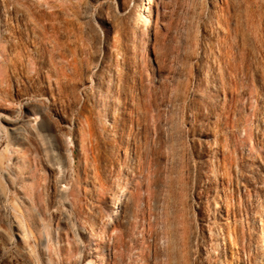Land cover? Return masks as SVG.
<instances>
[{
    "label": "rangeland",
    "instance_id": "rangeland-1",
    "mask_svg": "<svg viewBox=\"0 0 264 264\" xmlns=\"http://www.w3.org/2000/svg\"><path fill=\"white\" fill-rule=\"evenodd\" d=\"M153 2L0 0V264H264V0Z\"/></svg>",
    "mask_w": 264,
    "mask_h": 264
},
{
    "label": "bare ground",
    "instance_id": "bare-ground-1",
    "mask_svg": "<svg viewBox=\"0 0 264 264\" xmlns=\"http://www.w3.org/2000/svg\"><path fill=\"white\" fill-rule=\"evenodd\" d=\"M128 1V8H129V10H132L133 11V13H134V23H133V25H135V26H139V24H140V20L143 18H145L146 20H151L152 18H155V16H156V10H155V7H154V2H153V0H146V1H144V0H127ZM15 25V24H14ZM130 25H132V24H130ZM134 29V28H133ZM14 43V42H13ZM77 68H78V66H77ZM76 68V69H77ZM75 69V68H74ZM75 69V70H76ZM79 69V68H78ZM7 70V69H6ZM81 71V70H80ZM6 72V71H5ZM69 74V73H68ZM64 75V74H63ZM69 76V75H68ZM71 76V75H70ZM64 77V76H63ZM62 78V77H61ZM68 78V77H67ZM67 78H66V82H67ZM72 78V77H71ZM6 80V79H5ZM59 80H62V79H60V77H58L57 78V80L56 81H54L55 83H57ZM64 80V79H63ZM44 81H46V80H44ZM51 81V80H50ZM72 80H70V82H71ZM74 81V80H73ZM62 82V81H61ZM65 82V83H66ZM52 83V82H51ZM51 83L49 82V88H50V91H51V98H55V96H56V92H55V87L53 88V86L51 85ZM46 84V83H45ZM58 84H59V82H58ZM42 86V85H41ZM48 86V85H47ZM65 86V85H64ZM72 86V85H71ZM61 87V88H60ZM67 87H68V85L66 86V89H67ZM58 88V87H57ZM59 88H60V91L61 92H64V89H63V86H61V83H60V86H59ZM42 90V89H41ZM44 90V89H43ZM75 90V89H74ZM66 92H67V90H66ZM66 92H64V93H66ZM50 93V92H49ZM75 93V92H74ZM63 94V93H62ZM39 95V94H38ZM42 96V95H41ZM40 98H42V97H40ZM57 98V97H56ZM74 99H75V97H74ZM77 99V98H76ZM77 100H79V99H77ZM84 106V105H83ZM30 108V107H29ZM28 108V109H29ZM31 109V108H30ZM40 110V109H39ZM56 110V109H55ZM31 111H33L34 112V110H32L31 109ZM58 111H62V110H58ZM64 112V111H63ZM37 113H38V111H37ZM39 114V113H38ZM43 114V113H42ZM44 114H47V113H44ZM43 114V115H44ZM29 115V114H28ZM49 115V114H48ZM55 115V114H54ZM30 116H32V115H30ZM35 116V115H34ZM43 117V116H42ZM45 117V116H44ZM54 117V116H53ZM57 118H58V120H59V122L62 124V126L66 129V130H68L69 131V129H70V126H69V124H71V122H70V120H69V118H68V116H67V114L65 115V114H62V113H59V112H57V116H56ZM29 118V117H28ZM41 118V117H40ZM49 118V117H48ZM47 118V119H48ZM27 119V118H26ZM30 119H32V118H30ZM36 119V118H35ZM52 119V118H51ZM40 120H42V119H40ZM10 121V120H9ZM33 121V120H32ZM56 121V120H55ZM11 122V121H10ZM13 122V121H12ZM15 122V121H14ZM35 122V121H34ZM42 121H40V122H38V123H41ZM53 122H54V120H53ZM37 123V124H38ZM46 123V122H45ZM45 123H44V125H45ZM55 123V122H54ZM57 123V122H56ZM41 125V124H40ZM43 125V124H42ZM46 125H47V123H46ZM45 125V126H46ZM60 125V124H59ZM73 125V124H72ZM47 127H48V125H47ZM72 127V126H71ZM74 127V126H73ZM76 127V126H75ZM40 128V126H38V128L37 129H39ZM64 128H62V129H64ZM80 128V127H79ZM64 129V130H65ZM73 129V128H72ZM74 130V129H73ZM81 130V129H80ZM83 130V129H82ZM67 131V132H68ZM72 132V131H71ZM84 132V131H83ZM66 133V132H65ZM69 133V132H68ZM82 133V132H81ZM71 135V134H70ZM104 149V148H103ZM106 149V148H105ZM108 151V150H107ZM112 152V151H111ZM109 153V152H108ZM107 155V154H106ZM100 175V174H99ZM101 176V175H100ZM98 178H100V177H98ZM102 179V178H101ZM101 179H100V181H101ZM104 179V178H103ZM127 185L124 183L121 187L123 188V190H124V192L123 193H120L119 194V189H118V193H117V196H118V198L120 197V200L121 201H123L126 197H124V193H125V191L127 190V187H126ZM119 200V201H120ZM216 207L218 208V209H223L224 207H225V204L224 203H222V202H220V203H218L217 205H216ZM227 210V209H226ZM108 213L109 214H112V213H114V210L112 209V208H110V210L108 211ZM83 232H86V231H89V228H88V225H85V227H84V229L82 230ZM99 234V233H98ZM97 233L95 234V237H94V239H98L99 238V235H98ZM259 238H260V244H261V249H262V252H263V255H264V230L260 233V236H259ZM104 257H107L106 256V254H105V252H104ZM96 261V260H95ZM93 259H89L88 260V262L86 263V264H97L96 262H95ZM177 264V263H176Z\"/></svg>",
    "mask_w": 264,
    "mask_h": 264
}]
</instances>
